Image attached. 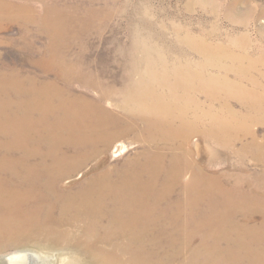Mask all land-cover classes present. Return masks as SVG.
<instances>
[{
	"label": "bare ground",
	"instance_id": "1",
	"mask_svg": "<svg viewBox=\"0 0 264 264\" xmlns=\"http://www.w3.org/2000/svg\"><path fill=\"white\" fill-rule=\"evenodd\" d=\"M55 9L58 11L52 14L45 7L38 16L27 5L20 8L0 0V26L4 21L36 23L51 36L45 72L57 70L64 81V85L51 80L37 84L18 72L0 70V249L39 238L47 241V248L62 244L75 251L61 249L46 256L22 250L9 255L7 264H174L188 250L187 264H264V181L248 193L242 180L234 189L220 185L216 177L189 159L191 150L184 142L180 155L147 151L140 161L107 169L79 190L61 187L63 179L110 148L114 156L124 153L126 144L118 140L134 131L138 120L145 124L147 137L160 145L182 140L209 118L207 136L230 147L241 139L242 126L264 114V107L259 95L241 85L198 76L189 66L174 67L182 77L171 88L169 74L163 71L167 66L164 56L155 57L151 48L140 47L141 54L124 56L123 116L117 114L105 105L118 94L116 90L92 73L84 75L81 67L66 63L62 54L67 41L60 38L77 37L80 31L71 14ZM176 31L180 40L200 50L196 35L180 28ZM217 49L223 50L221 46ZM205 51L213 52L209 47ZM75 81L99 87L100 94L75 89ZM156 83L170 85L176 103L180 99L176 85L188 92L195 87L204 89L211 99L221 97L224 90V99L241 98L249 112L242 114L225 104L228 117L212 111L190 117L193 99L187 95L189 102L176 106L178 111L172 114V104L153 90ZM253 113L257 116L252 117ZM247 145L264 158V144L254 135ZM185 167L192 175L183 188V204L174 196L176 186L184 183ZM258 214L259 224L255 223ZM60 226L67 227L61 230ZM75 227H80L82 238L72 243L69 236Z\"/></svg>",
	"mask_w": 264,
	"mask_h": 264
},
{
	"label": "rangeland",
	"instance_id": "2",
	"mask_svg": "<svg viewBox=\"0 0 264 264\" xmlns=\"http://www.w3.org/2000/svg\"><path fill=\"white\" fill-rule=\"evenodd\" d=\"M6 1L20 8H26L27 5L38 16L45 7L53 10L52 14L58 11L55 8H61L76 19L72 22L80 31L78 36L60 38L69 45L74 42L75 46L71 48L65 44L67 47L62 55L68 65L71 63L74 68L81 67L84 75L92 73L95 79L116 90L118 94L108 98L105 105L117 114L123 116L121 105L125 93L121 89L126 74L124 56L141 54L140 47L151 48L155 57L160 54L164 56L167 66L163 71L168 72L170 85L182 77L181 73L176 75L174 67L177 64L189 66L191 72L198 76H215L222 80L228 79L233 85H241L245 91L259 95V103L264 107V0ZM24 24V21H4L0 26V70L18 72L20 76L33 78L37 84L51 80L64 85L63 79L56 74L57 70L45 72L47 68L44 57L48 53L51 36L42 31L39 24ZM175 28H180L181 32L189 30L196 35L198 38L195 39V44L200 46V50L183 39L180 40ZM80 43L85 45L81 46ZM134 46L136 49L132 52ZM217 46H221L223 50L218 51ZM206 47L213 52H206ZM163 71L159 69V73ZM140 76L135 75L137 79ZM170 85L156 83L153 90L164 97L165 103L172 104V114L178 111L176 106H184L189 102L187 95L193 99L192 108H189L190 117L196 112L206 111L228 117L229 110H224L225 104L233 111L242 114L249 112L241 98L232 95L224 99V90L220 92L221 97L211 99L204 89L195 87L188 92V88L176 85L175 93L180 98L179 103H176L171 95V88L175 86L170 88ZM73 86L77 90L86 89L91 95L100 94V88L94 85L86 87L75 81ZM254 116L257 113H253L252 117ZM210 121L209 118L203 119L198 130L185 135L180 141L155 145V141L144 133L145 124L138 120L135 130L118 140V143L126 144L124 153L114 156L113 149L110 148L78 169L73 176L63 179L61 187L72 191L79 190L91 179L99 178L107 169L114 170L125 161H140L147 151L180 155L184 152L181 146L183 142L191 150L189 159L216 177L218 184L234 189L236 183L242 180L243 190L247 193L254 187H260L264 181V158L257 156L251 145L247 144L253 135L264 144V114L259 113L256 119L252 118L242 126L238 135L241 139L230 147L207 136ZM247 128L250 130L247 131ZM104 160L106 163H102ZM191 175V169L185 167L182 177L184 183L176 186L174 198L180 197L183 204V188ZM261 220L258 214L255 223L259 224ZM60 227L64 230L67 226ZM80 238V227H75L69 240L73 243ZM46 246L47 241L39 238L25 239L15 246H4L0 249V264H7L9 255L22 250H31L46 256L48 252L52 255L58 254L61 249L75 251L73 247L64 249L62 244L54 248ZM189 254L188 250L174 264H187Z\"/></svg>",
	"mask_w": 264,
	"mask_h": 264
}]
</instances>
